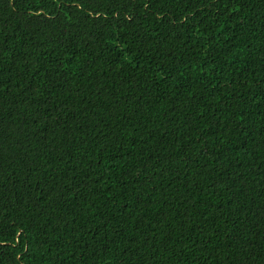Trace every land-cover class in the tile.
Segmentation results:
<instances>
[{"label":"trees","instance_id":"trees-1","mask_svg":"<svg viewBox=\"0 0 264 264\" xmlns=\"http://www.w3.org/2000/svg\"><path fill=\"white\" fill-rule=\"evenodd\" d=\"M0 264H264V0H0Z\"/></svg>","mask_w":264,"mask_h":264}]
</instances>
